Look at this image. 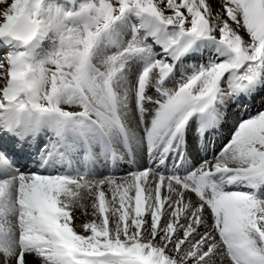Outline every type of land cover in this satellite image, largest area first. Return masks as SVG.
I'll list each match as a JSON object with an SVG mask.
<instances>
[{"label": "snow or ice", "instance_id": "snow-or-ice-1", "mask_svg": "<svg viewBox=\"0 0 264 264\" xmlns=\"http://www.w3.org/2000/svg\"><path fill=\"white\" fill-rule=\"evenodd\" d=\"M0 264H264V0H0Z\"/></svg>", "mask_w": 264, "mask_h": 264}, {"label": "bare ground", "instance_id": "bare-ground-1", "mask_svg": "<svg viewBox=\"0 0 264 264\" xmlns=\"http://www.w3.org/2000/svg\"><path fill=\"white\" fill-rule=\"evenodd\" d=\"M89 211H90V208H89Z\"/></svg>", "mask_w": 264, "mask_h": 264}]
</instances>
